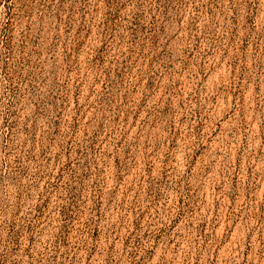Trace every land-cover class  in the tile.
Masks as SVG:
<instances>
[{"label":"rangeland","instance_id":"obj_1","mask_svg":"<svg viewBox=\"0 0 264 264\" xmlns=\"http://www.w3.org/2000/svg\"><path fill=\"white\" fill-rule=\"evenodd\" d=\"M0 264H264V0H0Z\"/></svg>","mask_w":264,"mask_h":264}]
</instances>
